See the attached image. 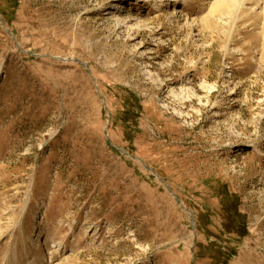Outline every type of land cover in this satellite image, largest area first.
I'll list each match as a JSON object with an SVG mask.
<instances>
[{"label":"rangeland","instance_id":"374dc122","mask_svg":"<svg viewBox=\"0 0 264 264\" xmlns=\"http://www.w3.org/2000/svg\"><path fill=\"white\" fill-rule=\"evenodd\" d=\"M0 264H264V0H0Z\"/></svg>","mask_w":264,"mask_h":264},{"label":"trees","instance_id":"16d2710c","mask_svg":"<svg viewBox=\"0 0 264 264\" xmlns=\"http://www.w3.org/2000/svg\"><path fill=\"white\" fill-rule=\"evenodd\" d=\"M223 203V211H228V217L226 220L230 223L236 226L235 233L239 237H243L246 233V226H245V217L239 212V199L236 195H227L224 198H222ZM223 258L229 259V254L222 255Z\"/></svg>","mask_w":264,"mask_h":264}]
</instances>
